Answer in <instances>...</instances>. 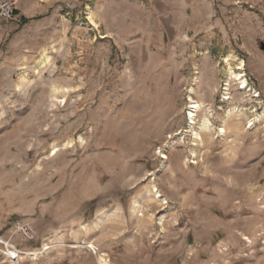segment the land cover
<instances>
[{
  "label": "rangeland",
  "instance_id": "obj_1",
  "mask_svg": "<svg viewBox=\"0 0 264 264\" xmlns=\"http://www.w3.org/2000/svg\"><path fill=\"white\" fill-rule=\"evenodd\" d=\"M14 1L0 264H264V0Z\"/></svg>",
  "mask_w": 264,
  "mask_h": 264
},
{
  "label": "built area",
  "instance_id": "obj_2",
  "mask_svg": "<svg viewBox=\"0 0 264 264\" xmlns=\"http://www.w3.org/2000/svg\"><path fill=\"white\" fill-rule=\"evenodd\" d=\"M16 5L14 0H0V21H10L15 17ZM17 232L24 237V239L33 240L35 233L29 225H16Z\"/></svg>",
  "mask_w": 264,
  "mask_h": 264
},
{
  "label": "bare ground",
  "instance_id": "obj_3",
  "mask_svg": "<svg viewBox=\"0 0 264 264\" xmlns=\"http://www.w3.org/2000/svg\"><path fill=\"white\" fill-rule=\"evenodd\" d=\"M235 76H236V74H235ZM242 83L243 84L246 83V81L243 80V78H242ZM190 101L191 102H190V106H189V125L193 126V125H195V118L197 116V113H199L201 111V106L198 103H196L192 98ZM207 124H208V122H207ZM88 247H89V249H93L92 246H88ZM9 254L14 259L18 258V255H19L16 251H11ZM99 261L103 264H107V259H105V256H100Z\"/></svg>",
  "mask_w": 264,
  "mask_h": 264
},
{
  "label": "water",
  "instance_id": "obj_4",
  "mask_svg": "<svg viewBox=\"0 0 264 264\" xmlns=\"http://www.w3.org/2000/svg\"><path fill=\"white\" fill-rule=\"evenodd\" d=\"M262 49L264 50V45L262 46Z\"/></svg>",
  "mask_w": 264,
  "mask_h": 264
}]
</instances>
